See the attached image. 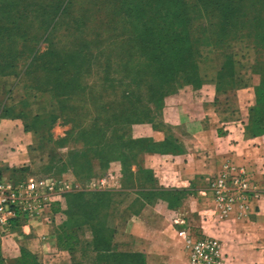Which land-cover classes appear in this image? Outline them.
<instances>
[{"label":"trees","instance_id":"obj_1","mask_svg":"<svg viewBox=\"0 0 264 264\" xmlns=\"http://www.w3.org/2000/svg\"><path fill=\"white\" fill-rule=\"evenodd\" d=\"M14 4L21 5L23 10L31 7L35 15L43 10L51 19L48 32L42 36L48 44L47 52L38 55L34 50L29 67L32 70L39 59L43 60L42 85L53 89L58 105L78 94L98 106L101 100H106L103 89L104 92L109 88L114 92L120 90V95L110 100L112 105H109L117 109L114 115L117 126L113 131L117 155L112 152L107 160L119 161L125 175L132 174L129 167L136 162L138 147V142L127 141L128 125L157 123L166 99L173 95L170 91L173 82L178 88L201 86L198 78L195 79L199 57L195 21L203 30L213 16L230 20L245 9L247 14L241 19L239 30L255 43L257 53L261 54L259 60L264 58V0H17ZM253 8L256 9L251 11ZM59 30L64 32L58 33ZM207 32L203 38L209 36ZM226 36L227 33L216 34L218 38ZM260 61L259 68H264V60ZM13 68L0 69V78L15 77L17 71ZM184 75H192V79H185ZM132 87L150 88L146 100L152 108L147 104L144 107L139 97H133ZM41 118L40 114L35 115V121ZM33 129H37V124ZM172 143L171 137L162 145L152 143L151 153H157L159 147V154H168ZM86 148L80 153L71 151L69 163L77 174L88 178L93 174L89 152L94 154L96 150ZM137 171L146 173L149 181L144 180L136 187L151 188L152 172ZM110 201L107 192L67 195V220L60 228V244L71 251L93 250L99 254L96 264H117L118 259L128 258L146 264L143 254L114 252L115 232L106 225ZM85 230L89 231L91 241L83 243L80 233ZM0 263L39 264L35 256L25 251L15 260L0 255Z\"/></svg>","mask_w":264,"mask_h":264},{"label":"rangeland","instance_id":"obj_2","mask_svg":"<svg viewBox=\"0 0 264 264\" xmlns=\"http://www.w3.org/2000/svg\"><path fill=\"white\" fill-rule=\"evenodd\" d=\"M14 3H17V0H0V69L8 68L9 70L14 67L13 69L17 71L15 77L0 78V152L4 153L0 155L4 157L5 154L16 151L15 147H18L20 143L24 146L30 142L33 154L41 158L44 167L39 171H34L26 165L11 168L5 165V161L1 160L3 157L0 156L1 178L26 180L30 176H38L58 182L67 181L69 193L76 192L74 189L80 190L79 192L95 193L105 192L101 188L107 185L104 184L105 181L93 185V179L105 175V177L114 178L116 188H135L144 183V180L149 181L146 173L137 171L138 169L148 170L146 166L150 160L147 156L162 155L159 154V147L157 153H151L152 143L158 144L157 132L161 130L169 134L170 124L168 123L170 122L168 121H172V118L176 116L184 118L183 122L188 120L194 116L196 105L205 103L207 100L216 103L217 110L221 112L225 122L244 131V134H248L249 137L255 135V138H259L257 146L264 147V68H259L261 54L257 53L255 43L239 30L241 19L247 14L245 9L238 11L230 19L231 21L213 16L203 30L200 29L202 25L199 22H194V36L196 35V39H199L196 45L199 47V57H197L198 69L195 79L198 78L201 86L185 85L178 88L173 82V87L170 89L173 95L166 99L165 108L157 123L128 125L130 135L127 136V141L138 142V147L135 148L136 162L129 167L132 174L125 175V168L119 161L107 160L112 152L117 155L116 139L113 137V131L117 126L114 117L117 109L109 105H112L110 100H115L120 95V90L114 92L109 88L107 92H104L106 89H103L102 96L106 100H101L98 106L89 100H84L78 94L58 105L53 89L42 85L43 60L39 59L34 69L31 70L29 67L34 50H37L38 55L47 52L48 44L42 40V36L44 37L46 31L48 32L51 19L43 10H39V13L35 15L31 7L23 10L21 5L16 6ZM59 32L64 31L59 30ZM206 32L209 36L203 38ZM217 33L221 35L227 33V36L218 38ZM12 58L16 60L12 61ZM263 60L264 58L260 62ZM184 76L181 77L192 79V75ZM149 90V87L142 89L132 87L130 93L134 98L139 97L144 107L148 105L152 108L153 105L148 104L146 100V96H150ZM153 90L155 87H152ZM184 108L186 110H182ZM36 114H40L42 118L35 121ZM51 116L55 119L51 120ZM132 121L134 122L133 119ZM34 122L35 125L37 124V129L32 131L31 128H35ZM87 146L96 150L94 154H92L93 151L89 152L93 174L88 178L77 174L69 163L71 151L80 153L87 149ZM144 149L148 152H144ZM168 150H171L168 154L182 155L181 146H176L174 143L170 144ZM226 163L247 169L253 189L252 199L255 194L264 191V188H260L256 183L252 168L232 161ZM260 163L264 165L263 162ZM220 172L211 179L217 177ZM260 180L262 179L259 178ZM203 199V206L209 212L210 208L214 210L211 206L212 195L209 193ZM60 204L56 210L60 213L59 216H64V223L67 220L66 196ZM200 209L192 217L183 218L189 222L192 232L196 235H199L201 220L203 221ZM210 213L209 221L207 218L204 222L222 223L214 216L213 211ZM202 226L204 227V223ZM204 228L220 244L218 238L214 237L209 229L207 230V225ZM81 237L83 238L80 241L83 243L91 241L89 232L87 234L85 231L83 236L80 234ZM182 253L180 262L188 264L185 248L182 249ZM221 255L225 256L227 264L229 257L222 250V246ZM7 259L15 260L16 256L9 254ZM119 260L117 264H137L138 262L133 258ZM151 264H159V260L153 259Z\"/></svg>","mask_w":264,"mask_h":264},{"label":"crops","instance_id":"obj_3","mask_svg":"<svg viewBox=\"0 0 264 264\" xmlns=\"http://www.w3.org/2000/svg\"><path fill=\"white\" fill-rule=\"evenodd\" d=\"M196 106L194 116L188 120L183 122L184 118L176 116L168 121L169 134L157 132V143L164 144L170 136L176 146H181L182 155L147 156L150 161L146 168L153 177L151 188H116L114 178L105 175L93 179V185L105 181L107 186L101 189L110 195L106 225L115 232L114 252L143 254L146 264L153 259L159 264H182L185 241L175 220L192 217L199 208L201 215H210L203 198L209 194V180L228 161L252 168L256 183L264 188V165L260 163H264V147L257 146L259 138L249 137L225 122L211 100ZM15 149L4 157L0 155L7 167L26 165L34 171L44 167L41 158L33 154L30 142L24 146L20 143ZM27 179L53 181L57 192L42 215L12 229L0 228L1 257L7 259L10 254L18 258L25 251L35 256L39 264L98 263L99 254L93 250L71 251L59 241L65 218L59 216L56 208L63 197L80 190L69 193L64 180L59 183L38 176ZM249 213L247 219L232 215L221 224L204 223L228 254L227 264H264V191L254 195ZM85 231L80 234L83 236Z\"/></svg>","mask_w":264,"mask_h":264},{"label":"built area","instance_id":"obj_4","mask_svg":"<svg viewBox=\"0 0 264 264\" xmlns=\"http://www.w3.org/2000/svg\"><path fill=\"white\" fill-rule=\"evenodd\" d=\"M246 168L226 163L220 174L209 180L214 216L224 221L234 215L248 218L253 189ZM57 192L56 183L45 179L12 180L0 177V228L12 229L42 215ZM211 214V213H210ZM209 215H203L199 235L192 232L189 222L176 219L182 229L188 264H226L221 255V245L202 226ZM205 219V220H204Z\"/></svg>","mask_w":264,"mask_h":264}]
</instances>
